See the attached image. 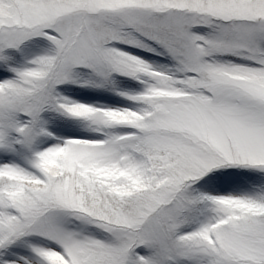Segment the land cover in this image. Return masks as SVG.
Here are the masks:
<instances>
[{
	"label": "snow or ice",
	"instance_id": "1",
	"mask_svg": "<svg viewBox=\"0 0 264 264\" xmlns=\"http://www.w3.org/2000/svg\"><path fill=\"white\" fill-rule=\"evenodd\" d=\"M0 264H264V0H0Z\"/></svg>",
	"mask_w": 264,
	"mask_h": 264
}]
</instances>
